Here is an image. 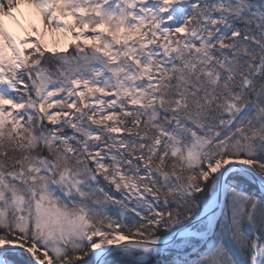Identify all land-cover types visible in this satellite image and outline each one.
Segmentation results:
<instances>
[{"label": "snow or ice", "instance_id": "obj_1", "mask_svg": "<svg viewBox=\"0 0 264 264\" xmlns=\"http://www.w3.org/2000/svg\"><path fill=\"white\" fill-rule=\"evenodd\" d=\"M0 264H264V0H0Z\"/></svg>", "mask_w": 264, "mask_h": 264}]
</instances>
